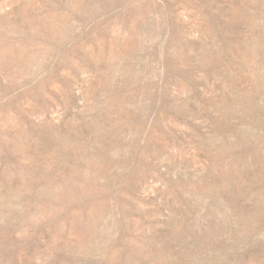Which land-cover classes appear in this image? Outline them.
Wrapping results in <instances>:
<instances>
[{
	"label": "rangeland",
	"instance_id": "rangeland-1",
	"mask_svg": "<svg viewBox=\"0 0 264 264\" xmlns=\"http://www.w3.org/2000/svg\"><path fill=\"white\" fill-rule=\"evenodd\" d=\"M0 264H264V0H0Z\"/></svg>",
	"mask_w": 264,
	"mask_h": 264
}]
</instances>
